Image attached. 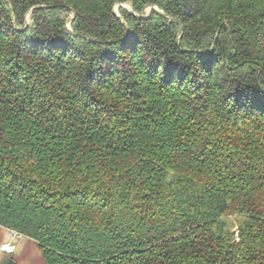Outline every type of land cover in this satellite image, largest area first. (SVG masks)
<instances>
[{"label":"trees","instance_id":"trees-1","mask_svg":"<svg viewBox=\"0 0 264 264\" xmlns=\"http://www.w3.org/2000/svg\"><path fill=\"white\" fill-rule=\"evenodd\" d=\"M0 226L46 264H264V0H0Z\"/></svg>","mask_w":264,"mask_h":264},{"label":"crops","instance_id":"crops-1","mask_svg":"<svg viewBox=\"0 0 264 264\" xmlns=\"http://www.w3.org/2000/svg\"><path fill=\"white\" fill-rule=\"evenodd\" d=\"M10 230L0 226V248L8 242ZM46 264L41 245L32 238L23 236L16 240V251L6 254L0 251V264Z\"/></svg>","mask_w":264,"mask_h":264},{"label":"built area","instance_id":"built-area-1","mask_svg":"<svg viewBox=\"0 0 264 264\" xmlns=\"http://www.w3.org/2000/svg\"><path fill=\"white\" fill-rule=\"evenodd\" d=\"M22 237L23 235L19 232L10 230L8 242L1 246L0 251L6 254H13L16 251V240Z\"/></svg>","mask_w":264,"mask_h":264},{"label":"rangeland","instance_id":"rangeland-1","mask_svg":"<svg viewBox=\"0 0 264 264\" xmlns=\"http://www.w3.org/2000/svg\"><path fill=\"white\" fill-rule=\"evenodd\" d=\"M127 6H128V7H127ZM121 7L126 8V9H128V10H130V11L132 10V9H131V5H130L129 3L118 4V5H116L115 8H114V11L116 12L117 15H119V10H120ZM153 9H154V8H146L145 13H146V16H147V17H149V16L151 15V12H152ZM138 17H139V16H138ZM141 17H142V16H141ZM73 18H74L73 15L70 16V22L73 20ZM27 20H28V22H30L29 17L27 18ZM68 26L70 27V24H68ZM234 231H236V229H235Z\"/></svg>","mask_w":264,"mask_h":264},{"label":"water","instance_id":"water-1","mask_svg":"<svg viewBox=\"0 0 264 264\" xmlns=\"http://www.w3.org/2000/svg\"><path fill=\"white\" fill-rule=\"evenodd\" d=\"M147 8H154L155 11L159 12L158 8H156V7H147ZM145 10H146V8L143 10L142 18H146V17H147V16H146V13H145ZM159 13H160V12H159Z\"/></svg>","mask_w":264,"mask_h":264},{"label":"bare ground","instance_id":"bare-ground-1","mask_svg":"<svg viewBox=\"0 0 264 264\" xmlns=\"http://www.w3.org/2000/svg\"><path fill=\"white\" fill-rule=\"evenodd\" d=\"M128 7V6H127Z\"/></svg>","mask_w":264,"mask_h":264}]
</instances>
